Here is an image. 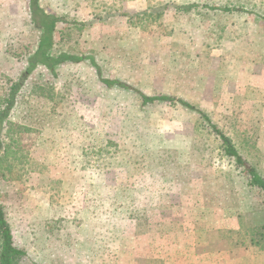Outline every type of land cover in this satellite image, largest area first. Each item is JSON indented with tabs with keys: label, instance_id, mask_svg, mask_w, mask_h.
<instances>
[{
	"label": "rangeland",
	"instance_id": "1",
	"mask_svg": "<svg viewBox=\"0 0 264 264\" xmlns=\"http://www.w3.org/2000/svg\"><path fill=\"white\" fill-rule=\"evenodd\" d=\"M30 1L0 0V110L38 45ZM40 5L85 60L35 70L4 122L18 264H264V192L196 111L139 94L196 105L264 176V0Z\"/></svg>",
	"mask_w": 264,
	"mask_h": 264
},
{
	"label": "trees",
	"instance_id": "2",
	"mask_svg": "<svg viewBox=\"0 0 264 264\" xmlns=\"http://www.w3.org/2000/svg\"><path fill=\"white\" fill-rule=\"evenodd\" d=\"M31 21L34 24V27L40 32L38 45L35 52L30 56L28 60V67L25 71V74L22 75V78L12 84L8 97L5 100V106L0 110V148H3V153L7 145H4L6 136L4 134L7 129V125L4 122L10 117L11 112L18 103L17 98L21 87L26 80V77L31 75L39 67H43L51 76L54 78L58 75V68L67 63H78L85 60L84 56H77L74 54H69L65 52L55 53V34L58 28V23L61 20L58 16H55L51 13L46 12L40 5V0H31ZM226 11L239 10L225 8ZM92 63H95L93 58H89ZM102 81L107 86L119 85L123 88L131 89L128 84L120 82L118 80H108L102 79ZM136 91V90H135ZM144 103H152L158 100L170 101L172 103L178 102L181 105L196 111L200 117H202L207 123L211 131L220 139L222 149L225 154L234 159L235 163L238 166H242L244 171L249 175V185L251 187L257 188L264 192V176L258 171V169L250 164L244 156L241 154L232 138L225 133L217 124H215L209 115L198 108L196 105L182 99L176 100L170 96H149L143 92H139ZM11 146L7 148V152H10ZM26 255V252L16 246L14 242V235L12 228L8 222L5 210L0 202V264H18L19 260Z\"/></svg>",
	"mask_w": 264,
	"mask_h": 264
}]
</instances>
